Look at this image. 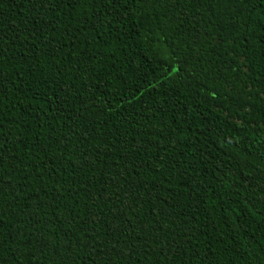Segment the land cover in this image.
<instances>
[{
    "label": "trees",
    "instance_id": "1",
    "mask_svg": "<svg viewBox=\"0 0 264 264\" xmlns=\"http://www.w3.org/2000/svg\"><path fill=\"white\" fill-rule=\"evenodd\" d=\"M0 264H264V0H0Z\"/></svg>",
    "mask_w": 264,
    "mask_h": 264
}]
</instances>
